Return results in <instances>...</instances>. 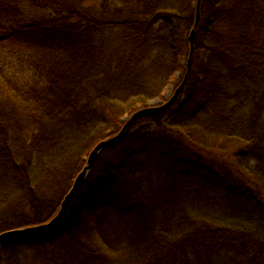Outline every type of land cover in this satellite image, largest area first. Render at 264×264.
Masks as SVG:
<instances>
[{
    "label": "trees",
    "instance_id": "trees-1",
    "mask_svg": "<svg viewBox=\"0 0 264 264\" xmlns=\"http://www.w3.org/2000/svg\"><path fill=\"white\" fill-rule=\"evenodd\" d=\"M196 3L0 0V233L50 220L95 145L180 85ZM70 253L264 264V0H202L179 98L102 150L53 230L0 243V264Z\"/></svg>",
    "mask_w": 264,
    "mask_h": 264
},
{
    "label": "water",
    "instance_id": "water-1",
    "mask_svg": "<svg viewBox=\"0 0 264 264\" xmlns=\"http://www.w3.org/2000/svg\"><path fill=\"white\" fill-rule=\"evenodd\" d=\"M201 2L202 0H197L196 19H195L194 27L192 28L190 35H189L190 56H189V60L187 64V71H186L183 81L176 88L174 94L164 102H161L155 105H149L143 108H139L137 111L133 112L126 119L125 124L123 125V127L121 128L119 132L101 140L95 145V147L91 150V152L89 153V156L87 157V162L85 166L83 167L82 171L76 176L70 190L67 192L64 199L62 200L61 206L58 212L49 221L39 224V225L26 227V228L11 229V230L4 231L0 233V243L10 240L15 237L38 235V234L46 233V232L53 230L58 225L62 215L67 210L73 198L76 196V194L80 191V189L84 185L86 178L88 177L91 170L93 169V166L97 158L99 157L100 153L102 152V150H104L106 147L110 145L119 143L122 139H124L128 133V130L130 129L131 125L133 124L135 120H137L140 117H144V116L158 115L164 112L165 110H167L169 107H171L173 103L179 98L186 84V81H187V78H188V75L191 69V65H192L196 30L201 20Z\"/></svg>",
    "mask_w": 264,
    "mask_h": 264
},
{
    "label": "rangeland",
    "instance_id": "rangeland-1",
    "mask_svg": "<svg viewBox=\"0 0 264 264\" xmlns=\"http://www.w3.org/2000/svg\"><path fill=\"white\" fill-rule=\"evenodd\" d=\"M176 86L171 85L165 92V99H155L152 100L150 105H155L165 100L169 99L175 92ZM127 118V117H126ZM125 118V119H126ZM74 181V180H73ZM68 192V191H67ZM67 194V193H66ZM134 224V220L131 219L128 215H123L120 218H116L113 223L108 224L105 229L102 230L103 237L109 238L111 241H115L118 237L125 233L127 228ZM73 253L62 255L61 257H54L50 258L51 260H46L45 262L38 261L37 264H45L46 262H53L55 261L56 264H63L67 261L74 260Z\"/></svg>",
    "mask_w": 264,
    "mask_h": 264
}]
</instances>
